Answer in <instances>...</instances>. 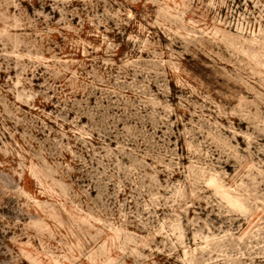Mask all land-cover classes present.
Returning <instances> with one entry per match:
<instances>
[{
  "label": "rangeland",
  "instance_id": "rangeland-1",
  "mask_svg": "<svg viewBox=\"0 0 264 264\" xmlns=\"http://www.w3.org/2000/svg\"><path fill=\"white\" fill-rule=\"evenodd\" d=\"M0 264H264V0H0Z\"/></svg>",
  "mask_w": 264,
  "mask_h": 264
}]
</instances>
